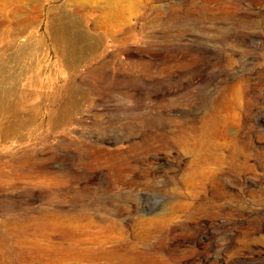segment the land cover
<instances>
[{
  "label": "rangeland",
  "instance_id": "1",
  "mask_svg": "<svg viewBox=\"0 0 264 264\" xmlns=\"http://www.w3.org/2000/svg\"><path fill=\"white\" fill-rule=\"evenodd\" d=\"M0 264H264V0H0Z\"/></svg>",
  "mask_w": 264,
  "mask_h": 264
},
{
  "label": "bare ground",
  "instance_id": "2",
  "mask_svg": "<svg viewBox=\"0 0 264 264\" xmlns=\"http://www.w3.org/2000/svg\"><path fill=\"white\" fill-rule=\"evenodd\" d=\"M80 10L81 9H77L78 12H80ZM109 20H110V17H106V21L108 22ZM26 23L29 24L28 21H26ZM77 24L78 23L76 22V20L73 21V19L64 12H61L60 14H57L51 17V20H50V25H51L50 27H51L52 37H53L55 46L56 48L60 49V52L67 58V60L69 61V64L72 65L73 68L81 67L82 63L85 61L86 58L89 59L91 57L97 56L96 42L93 39L89 38V36H86L85 34H81L76 29ZM127 40H131V39H127ZM86 98L87 96L80 91L78 85L75 83L74 84L71 83L67 87V89H65L64 95L62 96V99H61L63 104L60 107V114H61L60 120H62V122H60V125L62 123L64 124L63 118L66 115V112L68 111L69 107L76 113H80L79 112L81 108L80 101L85 100ZM13 114H16L15 110ZM64 119H66V117ZM11 130L12 129L9 126H7L4 132L8 133ZM195 143L198 147L206 151H208V148L211 147V144H210L211 142H209L208 138H200L199 140H196ZM23 224H24L23 221H18V223L16 224L15 222L13 223L10 222L7 225L9 227L12 226L10 228L11 230H13L12 232L17 233L20 229L25 228ZM37 260H38L37 258H34L32 259L31 263H35Z\"/></svg>",
  "mask_w": 264,
  "mask_h": 264
}]
</instances>
